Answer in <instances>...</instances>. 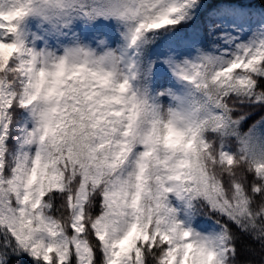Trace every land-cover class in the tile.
Instances as JSON below:
<instances>
[{
    "label": "snow or ice",
    "instance_id": "snow-or-ice-1",
    "mask_svg": "<svg viewBox=\"0 0 264 264\" xmlns=\"http://www.w3.org/2000/svg\"><path fill=\"white\" fill-rule=\"evenodd\" d=\"M0 264H264V0H0Z\"/></svg>",
    "mask_w": 264,
    "mask_h": 264
},
{
    "label": "trees",
    "instance_id": "trees-1",
    "mask_svg": "<svg viewBox=\"0 0 264 264\" xmlns=\"http://www.w3.org/2000/svg\"><path fill=\"white\" fill-rule=\"evenodd\" d=\"M254 259H256L258 261L259 260V257H254Z\"/></svg>",
    "mask_w": 264,
    "mask_h": 264
}]
</instances>
